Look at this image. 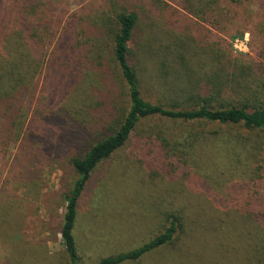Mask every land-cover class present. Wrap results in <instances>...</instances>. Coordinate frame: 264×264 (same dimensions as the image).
I'll use <instances>...</instances> for the list:
<instances>
[{
	"label": "trees",
	"instance_id": "trees-1",
	"mask_svg": "<svg viewBox=\"0 0 264 264\" xmlns=\"http://www.w3.org/2000/svg\"><path fill=\"white\" fill-rule=\"evenodd\" d=\"M130 1L136 10L115 14L108 59L113 71L107 72L103 62L96 66L74 58L75 46L67 41L71 24L62 23L68 0H0V138L16 144L23 157H66L76 177L62 196L59 234L68 263L82 264L74 236L78 203L97 166L122 149L141 122L158 118L184 125L179 133L158 131L155 141L167 155L179 154L178 163L205 173L198 174L204 179L210 174L198 163L214 158V168L226 167V178L249 172L247 185L234 183L239 198L233 208L234 224L249 230L248 239L238 249L237 235L224 239L237 243V261L264 264V215L259 218L256 209L264 201V0H147L148 7L143 0ZM161 5L168 21L159 26L170 38L153 47L157 38L151 34L159 26L144 25L145 36L153 41H144L136 56L129 46L143 27L136 11L152 21V9ZM252 13L260 18L254 20ZM248 17L262 43L261 62L209 51L213 47L191 32L196 25L238 28L233 22ZM37 76L41 85L35 84ZM38 89L46 92L44 101L26 102L28 93ZM210 125L213 130L207 132ZM214 175L221 180L226 174L215 168ZM187 232L181 214H168L155 238L96 264L137 263L175 245Z\"/></svg>",
	"mask_w": 264,
	"mask_h": 264
},
{
	"label": "rangeland",
	"instance_id": "rangeland-1",
	"mask_svg": "<svg viewBox=\"0 0 264 264\" xmlns=\"http://www.w3.org/2000/svg\"><path fill=\"white\" fill-rule=\"evenodd\" d=\"M141 2L146 4L147 0ZM132 5L135 4L130 0H68V11L62 23L71 24L67 41L75 46L74 58L87 60L88 64L93 62L96 66L103 62L105 71L111 72L108 59L111 57L115 14L122 10H136ZM152 11V21L141 10L136 11L143 26L129 44L136 56L143 50L141 45L144 41H153L145 36L144 25L153 22L165 27L168 21L165 6ZM252 14L254 20L260 18ZM252 19L234 21L236 26L239 23L238 28L231 24L219 29L211 25H196V30L191 32L207 46L213 47H209V51H225L233 58L240 53L261 62L262 43L258 41V31ZM160 26L153 27L151 35L155 37H151L157 38L153 47L159 44L158 40L170 38L162 34ZM242 31L245 33L239 37ZM233 36H236L235 39ZM88 67L90 73L94 66ZM37 78L36 85L40 82V77ZM86 80L91 81L90 78ZM116 89L118 91V86ZM31 94L26 97L28 103L38 98L42 103L46 97V92L41 89ZM33 102L30 104L33 105ZM184 129L185 126L179 123L148 119L135 128L130 141L122 149L97 166L78 203L74 236L82 264H96L102 258L140 247L162 233L167 215L174 213L185 218L187 235L179 238L173 246L165 245L137 263L126 264L247 263L245 258L237 261L235 249L240 244H246L249 230L246 229V232L234 224L233 208L236 197L239 198V193L235 191L238 185L234 183L244 182L247 185L249 172L241 170L238 179H230L226 178V167H215L219 173L226 174L223 179L217 180L216 175L212 176L215 173L214 158L213 161H206L208 163H198L210 174L209 179H204L198 175L202 171H191L188 165L178 163L180 161L176 158L179 154L167 155L155 137L161 130L179 133ZM205 130L210 132L213 128L210 125ZM2 138L0 264H69L59 230L65 211L62 196L71 188L76 177L74 172L65 156L23 157L14 146L16 144ZM263 188L260 193L264 192ZM259 202L260 206L256 209L261 218L264 201L260 199ZM229 233L238 236V245L235 241L224 239L230 237Z\"/></svg>",
	"mask_w": 264,
	"mask_h": 264
}]
</instances>
